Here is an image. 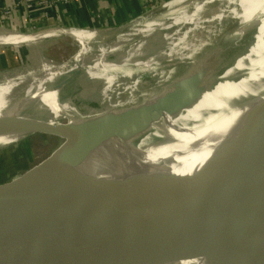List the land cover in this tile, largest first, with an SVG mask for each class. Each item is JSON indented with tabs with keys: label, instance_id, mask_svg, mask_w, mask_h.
Instances as JSON below:
<instances>
[{
	"label": "water",
	"instance_id": "water-1",
	"mask_svg": "<svg viewBox=\"0 0 264 264\" xmlns=\"http://www.w3.org/2000/svg\"><path fill=\"white\" fill-rule=\"evenodd\" d=\"M66 30L45 27L19 33L31 40L0 45L29 43L46 33L78 43ZM138 39L124 46L133 45ZM180 63H164L157 69ZM191 65L190 73H207L195 63ZM147 70L152 69H143ZM181 78L182 75L173 77L167 87L188 83L192 76ZM159 88L141 101L151 98ZM143 110L115 117L107 113L101 127L87 125L71 137L65 131L66 116L53 124L23 126L34 135L57 137L61 144L34 166L0 180V219L5 216L3 211L12 212L36 237L30 242L22 233L7 231L13 239L0 243V264L55 259L72 264H192L190 259L178 255L201 247L212 250L209 258L215 259V264H227L244 242L264 234V95L235 113L226 122L233 125L223 129V133L228 130L224 135L221 132L216 140L209 139L210 143L192 160L188 175L201 174L245 146L228 164L197 182L168 193L159 191L128 208L114 200L104 183L88 175L63 181L30 174L42 162L53 166L59 154L63 156L61 161L56 160L58 168L78 165L81 162L75 144L78 135H86L87 144L97 146L100 140L95 137H105Z\"/></svg>",
	"mask_w": 264,
	"mask_h": 264
},
{
	"label": "bare ground",
	"instance_id": "bare-ground-1",
	"mask_svg": "<svg viewBox=\"0 0 264 264\" xmlns=\"http://www.w3.org/2000/svg\"><path fill=\"white\" fill-rule=\"evenodd\" d=\"M203 3L202 0L167 1L161 5L163 13L140 28L118 27L106 32L68 29L65 32L81 43L73 61L94 49L93 68H90L89 72L92 74L91 78L104 79V92H107L119 77L130 78L137 71L146 68H151L154 72L162 62L153 58L141 62L133 61V57L141 54V48L147 37L155 29H167L173 25L192 21V17L200 11ZM187 12L190 15H187ZM238 17V26L230 34L229 39L237 44L250 34L255 44L249 52L256 54L257 60L252 61L247 56L250 60V71L245 76L235 79H230L228 76L242 67L241 59L234 63L233 68H227L219 74L198 71L190 73L187 67L184 71L188 73L185 72L181 79L192 76L188 83H175L145 101H141L145 96L143 95L141 99L122 105L113 111L106 110L77 116L73 111L66 110L57 103L58 99L55 96L58 88L52 85L66 65L56 66L52 71L45 68L42 74L30 72L17 75L19 79L16 82L0 88V150L34 135V132L23 129L25 124H53L58 122L61 115H65L68 118L65 131L71 137L84 126L98 123L101 127L107 113L115 117L144 108L135 117L122 122L117 130L102 138L95 137L94 139L100 140L97 146H89L87 144L89 138L87 139L86 135H78L75 139L81 160L78 165L58 168L59 163L56 160L61 161V157H57L53 166L46 163L39 164L29 171L30 174L46 180L63 181H73L76 177L88 175L93 180L99 179L104 183L107 190L113 193L114 200L128 208L159 191L168 193L178 190L187 183L197 182L202 177L219 170L234 156L240 154L245 146L234 150L235 154L231 158L224 157L201 174L188 175L191 171L188 170L193 165L192 160L206 143L207 145L210 143L209 139L216 140L223 133L224 128L233 125L229 126L228 123L235 113L264 95V57H262L264 56V0H249ZM51 36L54 34L46 33L38 36L32 43L44 41ZM137 37L140 38L139 44L130 45L127 51L113 62L107 61L110 54L117 52L120 54L121 48ZM28 39L33 38L11 30H0V44L19 43ZM196 50L198 47L194 51ZM171 58L170 54L168 59ZM77 66L83 69L82 65ZM172 74L170 73L169 76ZM250 82L254 83V86L247 87ZM21 85L25 87L15 94L20 90ZM15 95L16 99L10 102ZM15 113L24 117H16ZM36 116H43V120H37ZM205 159L206 157L203 158ZM87 196L85 193L84 197ZM3 214L5 216L0 219V243L13 239L6 233L7 231L22 233L30 238V242L36 239L34 233L17 215L8 211H3ZM211 252V249L201 247L178 256L190 259L192 264H215V259H210ZM238 261H244L246 264H264V234L244 242L233 252L227 264ZM15 264L72 263L55 259L21 261Z\"/></svg>",
	"mask_w": 264,
	"mask_h": 264
},
{
	"label": "rangeland",
	"instance_id": "rangeland-1",
	"mask_svg": "<svg viewBox=\"0 0 264 264\" xmlns=\"http://www.w3.org/2000/svg\"><path fill=\"white\" fill-rule=\"evenodd\" d=\"M167 1L159 3L144 13L152 10H157L158 12L160 10L158 8H161V5ZM248 1L202 0L204 3L201 4L200 11L192 17V21L182 25H173L167 29H155L147 37L143 48H141V54L133 57V61L141 62L153 58L155 61L162 62L161 65L175 61H182V63L168 68L157 69L154 72L152 70L143 71L141 69L130 78L119 77L107 92H104V79L91 78L92 74L89 72V69L93 68L92 59L95 57L94 49L85 53L74 62L73 57L80 50L81 43L78 42L79 45L74 41L58 36L46 38L42 42L41 48L39 46L38 48L36 47L39 51H32L33 53H30L31 55L28 56L29 60H26L24 64H21V66L19 64L18 67H14L13 71L10 70L9 72L2 73L0 75V88L16 82L19 79L17 75L30 72H40L42 74L45 68L52 71L56 66L66 65L65 69L61 70L62 72L58 74L55 80L54 84L57 87L62 83L58 87L55 98L58 99L57 103L63 106L64 109L73 111L75 115L81 116L93 112L113 111L122 105L141 99L143 95H147L157 87H161L159 88V91H161L165 86L167 87L169 85L168 83L173 77H180L186 72L184 71L185 68L188 67L189 69L192 66L191 64L194 63L195 66L202 67L207 74H219L227 68H233L234 63L241 59L242 67L234 70L228 78L235 79L245 76L251 67L249 66L250 60H248L247 56L252 61L257 60V55L249 52L255 42L250 34L244 41L242 40L237 44L229 38L231 37L230 34L238 26V16L241 15ZM187 13V15H190L189 12ZM7 23L8 20L0 28L8 31L11 30V32H25V30L7 27L5 25ZM144 24H146V20L142 25L135 26L127 24L123 28H140ZM37 28L38 26L33 27L29 32L36 31L38 30ZM109 30L112 29L103 28L97 29L96 31L106 32ZM139 42L140 39L135 41L133 45L136 46ZM128 47H122L120 54L118 52L116 54H110L107 61L113 62L114 59H118L127 51ZM197 47L198 50L194 51ZM170 54L172 58L168 59L170 58ZM78 64L82 65L83 69L78 68ZM72 66L75 68H72ZM170 73H173L172 76H169ZM159 77L160 79H156ZM2 82L5 84L2 85ZM246 86L252 87L254 83L250 82ZM23 87L25 86H22L15 94L20 92ZM15 97L16 95L10 102L13 99L15 100ZM63 116L65 115L59 117V122L63 120L61 118ZM37 117L40 118L43 116ZM93 126H97L98 128L99 124L93 123ZM60 144L61 140L57 137L37 134L0 150V180L9 178L34 166ZM57 157H62V154H59Z\"/></svg>",
	"mask_w": 264,
	"mask_h": 264
},
{
	"label": "crops",
	"instance_id": "crops-1",
	"mask_svg": "<svg viewBox=\"0 0 264 264\" xmlns=\"http://www.w3.org/2000/svg\"><path fill=\"white\" fill-rule=\"evenodd\" d=\"M43 1L46 3L44 6L35 7L33 10L26 8L27 4ZM164 1L167 0H0V6H15L8 23L5 24L12 29L29 32L38 26L37 29L64 27L97 30L126 27L127 24L139 26L145 20L147 23L149 18L163 13L162 8H158V12H144ZM42 42L0 45V75L24 64L29 60L28 56L32 51H39L36 47L41 48Z\"/></svg>",
	"mask_w": 264,
	"mask_h": 264
},
{
	"label": "built area",
	"instance_id": "built-area-1",
	"mask_svg": "<svg viewBox=\"0 0 264 264\" xmlns=\"http://www.w3.org/2000/svg\"><path fill=\"white\" fill-rule=\"evenodd\" d=\"M58 1L66 2L67 0H58ZM45 4L46 3L44 1L43 2H37L36 4H27L26 8L29 10H33L35 7L39 8L41 6H44ZM16 5H19V4H16ZM14 7L13 6H0V27L12 15V13L14 11ZM1 29H3V28H1ZM23 33H26V32H23Z\"/></svg>",
	"mask_w": 264,
	"mask_h": 264
}]
</instances>
